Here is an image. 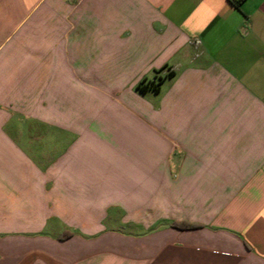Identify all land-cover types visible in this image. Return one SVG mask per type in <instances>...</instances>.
Listing matches in <instances>:
<instances>
[{"label":"crops","instance_id":"0c3cea01","mask_svg":"<svg viewBox=\"0 0 264 264\" xmlns=\"http://www.w3.org/2000/svg\"><path fill=\"white\" fill-rule=\"evenodd\" d=\"M0 264H264V0H0Z\"/></svg>","mask_w":264,"mask_h":264},{"label":"trees","instance_id":"16d2710c","mask_svg":"<svg viewBox=\"0 0 264 264\" xmlns=\"http://www.w3.org/2000/svg\"><path fill=\"white\" fill-rule=\"evenodd\" d=\"M241 1V0H240ZM240 1H234L232 0L233 4L238 7ZM172 73H169L165 78H170L172 77ZM165 78H156L154 81L151 82H146V81H142L140 82L137 87L135 88V90L141 94V95H145L147 93H158L159 92V88L162 84V82L164 81ZM175 228L180 229V230H191V229H195L196 226L191 225V224H187V223H181V224H174L173 225ZM70 236L69 233L64 234L61 239H65L68 238Z\"/></svg>","mask_w":264,"mask_h":264},{"label":"rangeland","instance_id":"374dc122","mask_svg":"<svg viewBox=\"0 0 264 264\" xmlns=\"http://www.w3.org/2000/svg\"><path fill=\"white\" fill-rule=\"evenodd\" d=\"M104 227H106L107 229L109 230H113V229H119V230H122V231H127L125 229V227L121 226V225H116V224H107L105 225Z\"/></svg>","mask_w":264,"mask_h":264}]
</instances>
